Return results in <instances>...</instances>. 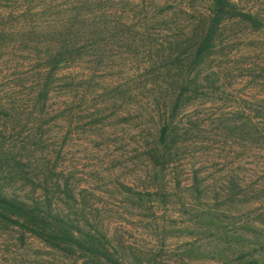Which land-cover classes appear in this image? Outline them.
<instances>
[{
    "label": "trees",
    "instance_id": "obj_1",
    "mask_svg": "<svg viewBox=\"0 0 264 264\" xmlns=\"http://www.w3.org/2000/svg\"><path fill=\"white\" fill-rule=\"evenodd\" d=\"M140 1L145 4V0H0V181L6 171V178H22L31 186V196L22 197L0 182V221L17 225L51 247L103 264L149 263L124 255L91 208L78 203L68 178L60 180L65 175L56 164L33 163L37 159L24 164L14 152L20 150L18 144H5L8 138V142L18 138L17 127L29 122L26 116L39 121L28 128L23 146L45 140L44 117L64 111L72 82L88 75L86 71L78 75L75 69L87 57L92 58V69L97 68L104 60L106 38L118 42L126 36V29L136 28L134 9ZM147 2L142 6L151 10L152 20L172 17L175 27L169 30L182 33L172 34L167 44L158 43L180 52L169 59L174 75L172 68L163 66L170 78L156 101L159 128L150 150L154 164L161 171L171 168L178 181L173 160L179 114L196 99L224 94L227 83L235 80H247L248 91L236 99L237 111L217 112L212 124L219 131L242 136L251 156L264 153V8L248 0H208L204 10L191 12L181 1ZM145 26L142 23L143 30ZM137 41L132 39V43ZM56 98L61 99L57 106ZM194 123L182 129L183 133L199 126ZM259 167L251 165L248 173L221 169L225 180L213 197L215 206L200 210L201 219L225 223L231 209L263 199L264 181L252 180L264 170ZM192 181L194 199L200 200L201 171H192ZM59 193L67 199L66 211L53 203ZM258 216L257 222L264 223V213ZM218 234L228 240L225 231ZM253 235L260 238V234ZM262 252L264 246L260 250L250 247L236 258L241 264H264Z\"/></svg>",
    "mask_w": 264,
    "mask_h": 264
},
{
    "label": "rangeland",
    "instance_id": "obj_2",
    "mask_svg": "<svg viewBox=\"0 0 264 264\" xmlns=\"http://www.w3.org/2000/svg\"><path fill=\"white\" fill-rule=\"evenodd\" d=\"M147 1L134 9L136 28L126 29L123 40L106 38L104 60L97 68L92 69V58L87 57L75 69L78 75L85 71L88 75L72 82L64 111L44 117L45 140L23 146L25 133L39 119L22 115L28 124L19 125L18 138L11 142L8 138L5 145L17 143L20 150L14 152L24 164L37 159L33 163L56 164L57 170H63L60 180L68 178L78 203L91 208L126 257L149 264H241L236 258L240 251L264 246V223L257 222L264 213V198L231 209L225 223L201 219L199 211L215 206L213 197L225 180L221 169L248 173L251 165L264 166V153L251 156L242 136L217 130L211 120L217 112L237 111L236 99L244 96L249 83L230 81L224 94H210L188 104L178 116L180 131L174 148L180 183L171 168L159 170L150 154L159 128L156 101L170 78L164 63L173 74L169 59L180 52L166 49V40L181 32L169 30L175 27L172 17L152 20L151 10L142 6ZM174 1L183 2L191 12L208 5V0ZM248 1L264 8V0ZM134 37L140 38L137 44L132 43ZM53 101L57 106L61 99ZM191 122L199 126L183 133ZM194 170L201 171L203 178L200 200L194 199ZM7 176L5 171L2 185L22 197L31 196L30 184ZM256 179L264 181V170L252 178ZM65 201L62 193L53 197L63 210ZM220 231L229 235V241L218 237ZM0 264L103 263L51 247L17 225L0 221Z\"/></svg>",
    "mask_w": 264,
    "mask_h": 264
}]
</instances>
